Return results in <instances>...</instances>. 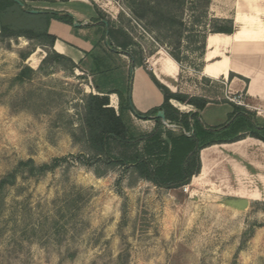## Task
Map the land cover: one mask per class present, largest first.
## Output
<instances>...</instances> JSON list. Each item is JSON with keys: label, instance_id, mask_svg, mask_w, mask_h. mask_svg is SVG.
Segmentation results:
<instances>
[{"label": "rangeland", "instance_id": "374dc122", "mask_svg": "<svg viewBox=\"0 0 264 264\" xmlns=\"http://www.w3.org/2000/svg\"><path fill=\"white\" fill-rule=\"evenodd\" d=\"M27 3L28 9L42 5L77 13L85 5L93 7V16L82 15L78 21L94 26L102 20L118 21L120 12L114 0ZM19 6L0 0L8 22L17 27L42 25L38 15ZM131 26L147 56L156 47L154 39L134 21ZM37 48L39 57H45L36 39L0 35V179L22 159L54 163L39 175L21 169L15 182L0 192V264H264V178L257 170L239 171L231 156L241 154L240 164H261L263 144L249 140L216 146L198 180L177 188L156 186L138 177L132 165H112L89 151L80 124L83 98L90 93L87 77L68 60L51 59L35 68L30 79H16ZM171 49L180 52L184 89L223 100L218 85L195 72L202 59L194 44L183 42L180 50ZM199 82L204 86L198 87ZM215 111L219 115L223 110ZM237 115L229 119L235 121ZM252 116L238 118L234 129L203 141L232 136L233 130L249 125ZM245 129L264 141V128ZM183 132L174 125L161 128L165 141ZM140 152L144 155L142 144ZM201 153L208 156V149ZM148 157L156 166L168 154ZM239 198H247L249 205L240 209L230 204Z\"/></svg>", "mask_w": 264, "mask_h": 264}, {"label": "trees", "instance_id": "16d2710c", "mask_svg": "<svg viewBox=\"0 0 264 264\" xmlns=\"http://www.w3.org/2000/svg\"><path fill=\"white\" fill-rule=\"evenodd\" d=\"M14 1V0H13ZM53 1V0H47ZM120 6L118 21L110 19L102 20L101 25L105 27V36L108 37L109 45L113 50H120L128 55L134 67L136 61L145 66L146 54L132 34L131 22H135L149 33L156 47L147 53L153 54L159 48H165L169 54L182 65L180 52L173 51L175 46L180 50L183 42H190L195 45V49L202 56L205 49V38L208 32L234 31V22L231 19L211 17L209 15V5L211 0H114ZM27 8V0L23 1ZM16 5V3L14 1ZM26 13L24 8L19 6ZM97 11H101L96 7ZM31 14V13H29ZM39 17L41 26L17 27L12 22L5 19L3 9L0 7L1 29L0 35L4 37H25L36 39L40 47L45 49L46 56L43 58L40 67L48 63L51 59H66L73 68L76 64L67 56L58 53L53 49L56 37L48 32V24L51 18H57L67 23L73 24L74 18L65 15L57 17L56 11L48 14H36ZM107 33V34H106ZM138 47L134 52L132 47ZM34 69L26 66L16 77L19 81L30 79V74ZM153 77L155 83L163 89L165 102L162 109L165 111L166 119L170 123L180 125L190 134L181 133L178 136L170 137L165 141L161 134L163 123L157 119L155 128L143 135H133L125 123L122 114L111 106L108 94L100 95L87 93L84 95L80 112V124L82 135L89 151L96 157L108 161L112 165L133 166L138 177L148 180L159 187L177 188L192 181L193 177L200 173L202 163L200 158L201 149L226 142L223 140L203 141L205 137H211L215 132H220L230 124H222L216 127L203 124L199 111L210 100L207 95H190L186 93H174L163 85L154 74L147 70ZM232 76V75H231ZM176 99L183 103L191 104L197 108L195 112H182L174 106L170 100ZM224 102H229L224 100ZM235 110L229 115L235 121L249 112L245 107L231 103ZM138 116L148 117L149 114H156L157 110L150 113H141L133 105H129ZM249 126L253 129L264 128L258 126L250 120ZM247 134H242L234 139H243ZM250 136L258 137L255 134ZM144 150V155L140 152V145ZM168 154V159L154 165L148 156H159ZM54 163L37 164L34 159H22L15 168L0 179V192L16 180L21 169H27L31 175H39L51 169Z\"/></svg>", "mask_w": 264, "mask_h": 264}, {"label": "crops", "instance_id": "0c3cea01", "mask_svg": "<svg viewBox=\"0 0 264 264\" xmlns=\"http://www.w3.org/2000/svg\"><path fill=\"white\" fill-rule=\"evenodd\" d=\"M85 6L87 10H79L78 13L68 9H53L42 5H32V8L56 11L58 18L71 13L72 15L69 16L79 22L78 20L82 15L85 17L93 16L91 14L94 12L92 11L93 7ZM209 15L233 20L234 31L231 33L208 32L206 34L205 49L201 56L202 64L195 72L199 74V77L205 78L206 81L218 85L223 100L209 102L203 110L199 111L200 119L203 124L212 127L225 123L231 125L222 131L234 129L235 121H231L229 115L235 110L231 104L235 102L231 101L228 95L241 94L242 106L249 113H253L252 121L258 125H264V0H211ZM79 23L81 25L75 26L74 23L70 24L57 18H51L48 24V32L56 37L53 49L70 58L76 64L74 69L79 70L81 74L87 77L88 92L110 96L111 106L119 114H122L133 135H143L155 128L158 119L156 115L158 111L163 110L162 105L165 102L163 89L155 83L147 70L151 71L172 92L195 94L183 88V83L180 81L183 65L179 64L165 48L161 47L153 54L146 56V68L139 61H136L132 67L128 55L111 48L108 37L105 36L103 25L94 26L84 21ZM38 49L40 50L37 48L29 54L28 61L30 55ZM42 51L44 52V50ZM43 58L44 55L39 57L36 65H31L29 61V66L33 69L37 68ZM219 79H223L225 84L217 83ZM235 81L236 83H234ZM196 85L198 87L204 86L202 82ZM202 92L205 93V89ZM224 100L229 102H224ZM170 102L182 112L197 111V108L191 104L176 99H171ZM177 104L182 105L183 108ZM129 105H133L144 114L153 110H157V113L149 114L145 118L135 114L129 109ZM212 107L216 109H210ZM220 109L223 111L222 114L218 115L215 110ZM246 115L248 114L245 113L241 117ZM161 121L164 125L168 120ZM249 127V125L245 126V128ZM245 128L233 130L232 136L216 139L226 142L205 147L208 149L209 162L213 160L210 150L216 146H236V144H245L249 140H256L264 146V141L249 135L237 141L232 140L239 135L247 134ZM231 156L232 160L235 161L234 167L236 169L239 171L245 169L247 172L257 170L258 176L261 179L264 178V159L261 164L260 161H257L258 163L249 161L246 164H240L237 156ZM256 191L261 193L260 190ZM262 191L264 192V189Z\"/></svg>", "mask_w": 264, "mask_h": 264}, {"label": "water", "instance_id": "95a60500", "mask_svg": "<svg viewBox=\"0 0 264 264\" xmlns=\"http://www.w3.org/2000/svg\"><path fill=\"white\" fill-rule=\"evenodd\" d=\"M16 3H18L22 8H24L27 12L31 13V14H47L50 13L51 11L48 9H39V8H30V9H26L25 8V3L22 0H14ZM69 15H72L71 13H67ZM74 25L75 26H79L81 25L79 22L76 21V19H74ZM158 118H160L161 120L165 121L166 120V116H165V111L164 110H160L158 111L157 115ZM230 204L233 205L234 207L237 208H245L249 205V200L247 198H239V199H231Z\"/></svg>", "mask_w": 264, "mask_h": 264}, {"label": "bare ground", "instance_id": "6f19581e", "mask_svg": "<svg viewBox=\"0 0 264 264\" xmlns=\"http://www.w3.org/2000/svg\"><path fill=\"white\" fill-rule=\"evenodd\" d=\"M38 59H39L38 51L32 53V55H30V57H29V61H30L31 65H36L37 62H38ZM234 83H236V81H235ZM235 89H236V88H235ZM177 105H178L180 108H183L182 105H180V104H177ZM201 160H202V165H203V167H202V171H201V173L195 175V176L193 177V179L198 180L200 177L203 176V174H204V170H205V167H206V164L208 163V156L206 155V153H201Z\"/></svg>", "mask_w": 264, "mask_h": 264}, {"label": "built area", "instance_id": "2783aa9c", "mask_svg": "<svg viewBox=\"0 0 264 264\" xmlns=\"http://www.w3.org/2000/svg\"><path fill=\"white\" fill-rule=\"evenodd\" d=\"M228 98L231 100V101H233V102H235V103H237V104H243V101H242V95L240 94V95H236L234 98H231V97H229L228 96ZM166 124L168 125V126H177V127H179V128H181L183 131H184V133H186V134H190L189 132H187V131H185V129H183L180 125H177V124H172V123H170L169 121H166Z\"/></svg>", "mask_w": 264, "mask_h": 264}]
</instances>
